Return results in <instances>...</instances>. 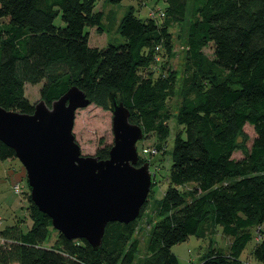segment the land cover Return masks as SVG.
Instances as JSON below:
<instances>
[{
    "label": "trees",
    "instance_id": "trees-1",
    "mask_svg": "<svg viewBox=\"0 0 264 264\" xmlns=\"http://www.w3.org/2000/svg\"><path fill=\"white\" fill-rule=\"evenodd\" d=\"M164 1L162 22L131 9L119 27L124 42L100 48L91 45L87 31L105 32L98 0H0V107L33 114L27 84H42L48 106L73 86L106 110L116 94L130 122L165 144L169 101L178 92L182 99L169 187L156 201L143 258L140 222L148 200L136 221L108 224L95 250L56 231L32 202L28 185L31 226L25 230L21 220L0 230V264H179L174 246L219 227L232 239L228 252L211 243L200 264H247L241 257L255 235L250 255L264 264V0H194L192 7L189 0ZM189 12L180 79L157 58L162 51L172 56L170 30ZM60 15L63 27L55 25ZM210 45L213 58L204 51ZM247 125L255 132L251 146ZM110 148H99L96 157L107 160ZM239 152L243 157L233 158ZM13 159L15 152L0 142V160ZM145 161L140 157L138 166ZM53 231L58 236L48 247Z\"/></svg>",
    "mask_w": 264,
    "mask_h": 264
},
{
    "label": "water",
    "instance_id": "water-1",
    "mask_svg": "<svg viewBox=\"0 0 264 264\" xmlns=\"http://www.w3.org/2000/svg\"><path fill=\"white\" fill-rule=\"evenodd\" d=\"M110 102L114 142L107 160L83 156L76 142V113L92 104L76 86L51 106L41 100L31 115L0 107V142L25 168L32 202L68 240H85L95 250L108 224L139 218L153 182L149 164L138 166L142 127L130 122L116 94Z\"/></svg>",
    "mask_w": 264,
    "mask_h": 264
},
{
    "label": "rangeland",
    "instance_id": "rangeland-1",
    "mask_svg": "<svg viewBox=\"0 0 264 264\" xmlns=\"http://www.w3.org/2000/svg\"><path fill=\"white\" fill-rule=\"evenodd\" d=\"M194 0H189L188 5L192 7ZM167 7L164 0H98L95 11L103 13V24L105 32L99 33L96 29H87L91 34V45L95 47L104 48L108 44H121L124 42L119 33V27L125 15L133 9L136 16L147 19L157 18L158 22H162L159 18ZM193 21V16L189 12L186 20L171 28L173 52L167 54L164 51L158 55L157 61L165 65V72H173L178 78L183 77L184 69V54L186 51V34L189 24ZM57 27L65 26L61 19V15L55 20ZM205 54L213 58V47L210 45L205 50ZM168 75V73H166ZM181 80L178 81L177 89L181 85ZM42 84L32 86L26 85V97L29 101L36 105L41 101ZM176 89V90H177ZM180 91V90H179ZM181 97L178 94L169 101L168 106L171 111V119L168 124L171 128V135L166 140L165 144L157 143L158 139L155 135H144L142 141L137 144L140 157L146 159L149 164L150 172L153 177V183L150 194L148 196V206L146 215L140 222L142 233V248L139 252V257L143 258L145 253V232L151 227L149 222L156 220L155 207L156 201L162 199L169 187V174L172 165L171 150L173 148L174 139L176 137L177 125L175 121V114L181 103ZM245 132L249 135L250 141L248 145L251 146L255 138L253 127L247 125ZM73 133L76 142L81 148L83 156H96L99 148H105L113 145V115L111 110H106L102 107L91 104L85 109H79L76 113V120ZM242 153H235L233 158L241 159ZM15 171L23 173L24 179L19 180L15 175ZM192 185L185 188L191 190ZM184 189V190H185ZM183 190V189H182ZM29 188L26 178L25 168L18 159L1 161L0 160V230L6 227L13 226L21 220H25V230L31 226L29 216ZM57 231V230H56ZM57 232L52 233V238L47 246L51 247L57 239ZM259 238L255 235L254 242L250 243L244 251L241 260L247 264H257L251 258V251ZM213 244V247L227 253L232 243V239L223 235L219 227L216 232L208 233L206 238L199 239L194 236L190 237L188 241L180 243L173 247L172 251L177 256L179 264H200L203 255L208 253V250Z\"/></svg>",
    "mask_w": 264,
    "mask_h": 264
},
{
    "label": "crops",
    "instance_id": "crops-1",
    "mask_svg": "<svg viewBox=\"0 0 264 264\" xmlns=\"http://www.w3.org/2000/svg\"><path fill=\"white\" fill-rule=\"evenodd\" d=\"M14 173H15V175L18 177V179H19V180H20V179H21V180H23V179H24V176H25V175H23V173H22V172H21V173H19V172L15 171Z\"/></svg>",
    "mask_w": 264,
    "mask_h": 264
},
{
    "label": "built area",
    "instance_id": "built-area-1",
    "mask_svg": "<svg viewBox=\"0 0 264 264\" xmlns=\"http://www.w3.org/2000/svg\"><path fill=\"white\" fill-rule=\"evenodd\" d=\"M161 16H163V14H161Z\"/></svg>",
    "mask_w": 264,
    "mask_h": 264
}]
</instances>
